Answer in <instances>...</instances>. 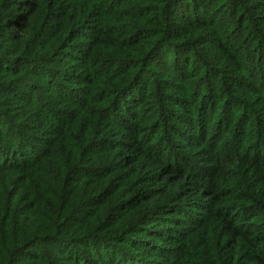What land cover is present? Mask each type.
<instances>
[{
	"label": "trees",
	"instance_id": "trees-1",
	"mask_svg": "<svg viewBox=\"0 0 264 264\" xmlns=\"http://www.w3.org/2000/svg\"><path fill=\"white\" fill-rule=\"evenodd\" d=\"M0 44V264H264V0H0Z\"/></svg>",
	"mask_w": 264,
	"mask_h": 264
},
{
	"label": "rangeland",
	"instance_id": "rangeland-1",
	"mask_svg": "<svg viewBox=\"0 0 264 264\" xmlns=\"http://www.w3.org/2000/svg\"><path fill=\"white\" fill-rule=\"evenodd\" d=\"M0 46H1V44H0ZM210 53V52H209ZM211 55V54H210ZM212 57V56H211ZM2 56H0V59L2 60ZM0 62H2V61H0ZM61 67H67V66H63V65H61ZM158 73L161 75L162 74V71H158ZM10 82H12V80L14 81V80H18V79H11V78H9L8 79ZM213 81H204V85H203V87H202V91L203 92H205V96H206V87H207V85H209V84H212L211 86H213V87H215V91H213V92H211L210 94H211V96H216L217 95V90H218V84H215V83H212ZM178 84L180 83V82H177ZM185 83V82H184ZM214 84V85H213ZM190 86H195V84L194 83H192ZM14 88H15V92H13L15 95H13V97L14 98H16V99H14V100H11V99H9V98H7V99H5L6 97L5 96H3V97H1L0 96V112L2 111V110H4V108H5V110L8 112V113H10V112H13V110H16L19 106H24V102L22 101V99H18V97H17V90H24L25 92L27 91V90H25V89H23V87H22V85H20V84H14ZM208 91V90H207ZM1 92V91H0ZM209 92V91H208ZM24 100V99H23ZM21 101L23 102V103H21ZM225 100L221 103V105H219L218 106V108H217V110H216V112H215V115H214V117H213V121H212V125L210 124V127H209V132H211V131H213V129H214V126L216 125V123L220 120V116L222 115V111L223 110H221L222 108H224V104H225ZM10 103V104H9ZM14 104V105H13ZM7 108V109H6ZM7 113V114H8ZM210 115H211V113H209ZM1 116V115H0ZM2 118H4V117H2ZM181 127H183L184 129H185V127H186V125H182ZM186 130H189V129H186ZM251 133V132H250ZM251 136V135H250ZM222 143V142H221ZM249 147L250 148H252L253 147V145L251 144V145H249ZM16 199H17V197H16ZM15 199V200H16ZM42 247V249L43 248H48V246L47 245H43V246H41ZM34 249H32V253L34 252L33 251ZM39 250H41L40 248H39ZM49 253H51V251L50 250H47ZM29 252H31V250H29ZM53 252V251H52Z\"/></svg>",
	"mask_w": 264,
	"mask_h": 264
}]
</instances>
